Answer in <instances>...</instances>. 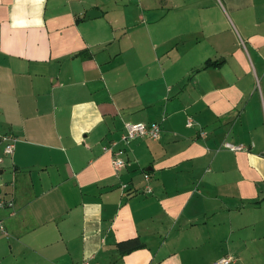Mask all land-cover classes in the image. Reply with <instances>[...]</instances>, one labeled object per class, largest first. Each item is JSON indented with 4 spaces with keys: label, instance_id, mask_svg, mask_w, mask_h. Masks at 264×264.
Listing matches in <instances>:
<instances>
[{
    "label": "crops",
    "instance_id": "0c3cea01",
    "mask_svg": "<svg viewBox=\"0 0 264 264\" xmlns=\"http://www.w3.org/2000/svg\"><path fill=\"white\" fill-rule=\"evenodd\" d=\"M0 158V264H264V0H0Z\"/></svg>",
    "mask_w": 264,
    "mask_h": 264
},
{
    "label": "built area",
    "instance_id": "2783aa9c",
    "mask_svg": "<svg viewBox=\"0 0 264 264\" xmlns=\"http://www.w3.org/2000/svg\"><path fill=\"white\" fill-rule=\"evenodd\" d=\"M191 121H188L187 126H191ZM161 129L158 124H126L124 127V132L120 136L118 141H111L108 146L104 147V152H109L111 154V164L115 172H119L124 167V161L121 159L123 154V147L128 146L134 141L137 140H149L156 141L160 136ZM5 143L3 154L5 156H10L13 154L15 149L16 140L12 137H5L2 139ZM224 148L232 151H243L246 150L243 146H233L231 144H225ZM2 163V159L0 158V165ZM150 192V189H148ZM12 207V203L7 201L2 195H0V210L10 209ZM0 235H6V230L4 224L0 221ZM234 262L232 257L224 258L220 260L219 264H231ZM87 264V263H85Z\"/></svg>",
    "mask_w": 264,
    "mask_h": 264
},
{
    "label": "trees",
    "instance_id": "16d2710c",
    "mask_svg": "<svg viewBox=\"0 0 264 264\" xmlns=\"http://www.w3.org/2000/svg\"><path fill=\"white\" fill-rule=\"evenodd\" d=\"M140 247H141V244L136 239L117 244V248H118L119 253L121 255L127 254L131 251H134V250L140 248Z\"/></svg>",
    "mask_w": 264,
    "mask_h": 264
},
{
    "label": "water",
    "instance_id": "95a60500",
    "mask_svg": "<svg viewBox=\"0 0 264 264\" xmlns=\"http://www.w3.org/2000/svg\"><path fill=\"white\" fill-rule=\"evenodd\" d=\"M99 15L100 13H98L96 10L88 11L85 15V20L94 19L95 17H98Z\"/></svg>",
    "mask_w": 264,
    "mask_h": 264
}]
</instances>
